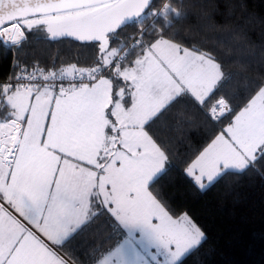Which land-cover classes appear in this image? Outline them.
<instances>
[{
    "label": "snow or ice",
    "instance_id": "6c2138e0",
    "mask_svg": "<svg viewBox=\"0 0 264 264\" xmlns=\"http://www.w3.org/2000/svg\"><path fill=\"white\" fill-rule=\"evenodd\" d=\"M172 13L170 0H0L3 43L44 29L94 52L86 67L0 81V264H71L61 249L102 215L123 235L95 249L93 264H183L201 245L202 229L153 191L171 156L150 129L183 98L213 122L233 109L225 98L208 105L222 79L211 52L147 22ZM129 25L135 34L121 44ZM183 164L201 190L264 167V81Z\"/></svg>",
    "mask_w": 264,
    "mask_h": 264
},
{
    "label": "trees",
    "instance_id": "16d2710c",
    "mask_svg": "<svg viewBox=\"0 0 264 264\" xmlns=\"http://www.w3.org/2000/svg\"><path fill=\"white\" fill-rule=\"evenodd\" d=\"M180 15L167 21L156 18L157 28L185 46L210 51L222 66V79L208 105L225 98L233 113L223 121L206 118L190 99L183 98L166 111L150 132L169 150L171 167L153 186L174 218L187 214L204 232L197 250L183 264H264V167L244 173L230 171L201 190L184 175L183 161L194 158L234 114L256 84L264 81V0H170ZM152 17H148L147 21ZM135 34L129 25L121 44ZM93 49L69 39L52 40L43 29L29 31L22 45L7 48L0 42V81L13 69L59 74L70 63H93ZM40 74V73H39ZM122 230L102 215L87 225L61 251L74 264H93L94 250L110 248L122 238Z\"/></svg>",
    "mask_w": 264,
    "mask_h": 264
},
{
    "label": "built area",
    "instance_id": "2783aa9c",
    "mask_svg": "<svg viewBox=\"0 0 264 264\" xmlns=\"http://www.w3.org/2000/svg\"><path fill=\"white\" fill-rule=\"evenodd\" d=\"M156 18H158V17H155V18H151L150 19V23H153L154 22V20L156 19ZM130 40H129V44H130ZM5 46V45H4ZM6 47H8V48H10L11 49V46H6ZM22 70L23 69H13L12 70V72H11V74L9 75V77L7 78V79H10V78H13L14 76H20V75H30V74H32L33 72H26V71H23L22 72ZM38 77H39V73H35ZM57 75H59V74H57ZM38 82H41V83H43V81L42 80H39Z\"/></svg>",
    "mask_w": 264,
    "mask_h": 264
},
{
    "label": "rangeland",
    "instance_id": "374dc122",
    "mask_svg": "<svg viewBox=\"0 0 264 264\" xmlns=\"http://www.w3.org/2000/svg\"><path fill=\"white\" fill-rule=\"evenodd\" d=\"M147 22H148L149 24H151V23H150V20H148ZM43 31H44V35L48 37V34L46 33V31H45L44 29H43ZM14 46H15V45H12L11 48H13ZM5 47H6V46H5ZM7 48H8V47H7ZM213 183H214V182H213ZM213 183H212V184H213ZM209 186H210V185H209ZM209 186H208V187H209ZM208 187H207V188H208Z\"/></svg>",
    "mask_w": 264,
    "mask_h": 264
},
{
    "label": "crops",
    "instance_id": "0c3cea01",
    "mask_svg": "<svg viewBox=\"0 0 264 264\" xmlns=\"http://www.w3.org/2000/svg\"><path fill=\"white\" fill-rule=\"evenodd\" d=\"M232 171H234V170H232ZM215 182V181H214ZM62 252V251H61ZM62 254L65 256V257H67L63 252H62ZM68 258V257H67ZM69 259V258H68ZM70 260V259H69ZM71 261V264H74V262L72 261V260H70Z\"/></svg>",
    "mask_w": 264,
    "mask_h": 264
},
{
    "label": "bare ground",
    "instance_id": "6f19581e",
    "mask_svg": "<svg viewBox=\"0 0 264 264\" xmlns=\"http://www.w3.org/2000/svg\"><path fill=\"white\" fill-rule=\"evenodd\" d=\"M7 46H12L13 44L12 43H5Z\"/></svg>",
    "mask_w": 264,
    "mask_h": 264
},
{
    "label": "water",
    "instance_id": "95a60500",
    "mask_svg": "<svg viewBox=\"0 0 264 264\" xmlns=\"http://www.w3.org/2000/svg\"><path fill=\"white\" fill-rule=\"evenodd\" d=\"M49 38V37H48ZM50 39V38H49ZM3 45L7 46L5 43H3L2 41H0Z\"/></svg>",
    "mask_w": 264,
    "mask_h": 264
}]
</instances>
